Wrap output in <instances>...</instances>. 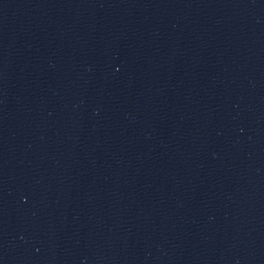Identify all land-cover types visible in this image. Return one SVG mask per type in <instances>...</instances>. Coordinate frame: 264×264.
Returning <instances> with one entry per match:
<instances>
[{
    "label": "water",
    "instance_id": "water-1",
    "mask_svg": "<svg viewBox=\"0 0 264 264\" xmlns=\"http://www.w3.org/2000/svg\"><path fill=\"white\" fill-rule=\"evenodd\" d=\"M0 264H264V0H0Z\"/></svg>",
    "mask_w": 264,
    "mask_h": 264
}]
</instances>
